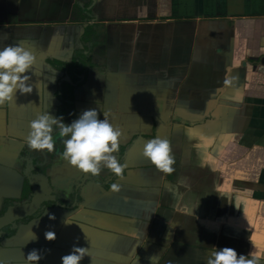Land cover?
Instances as JSON below:
<instances>
[{
    "label": "crops",
    "instance_id": "0c3cea01",
    "mask_svg": "<svg viewBox=\"0 0 264 264\" xmlns=\"http://www.w3.org/2000/svg\"><path fill=\"white\" fill-rule=\"evenodd\" d=\"M13 44L35 62L31 93L0 103L2 264L73 246L80 264H207L222 247L264 264V0H0ZM91 108L120 130L122 178L69 165L55 125L51 150L27 144L37 115ZM157 137L171 172L143 154Z\"/></svg>",
    "mask_w": 264,
    "mask_h": 264
},
{
    "label": "clouds",
    "instance_id": "9594fccd",
    "mask_svg": "<svg viewBox=\"0 0 264 264\" xmlns=\"http://www.w3.org/2000/svg\"><path fill=\"white\" fill-rule=\"evenodd\" d=\"M34 62V55L18 44L0 48V103L11 102L17 91L21 94L31 93L32 85L28 83L29 76L26 72ZM54 125L58 128L60 137L64 138L62 156L69 165L92 176L98 175L103 167L122 178L125 164L120 163L114 155L119 148L120 130L109 120L98 118L95 108L84 110L67 124L62 117H53L47 111L37 115L29 124L28 146L31 149L51 150ZM143 154L158 170L165 173L173 171L174 158L168 141L159 137L149 140L144 145ZM111 190L119 192L120 185L111 184ZM54 238L53 232L45 233L46 240ZM85 255L86 248L73 246L68 254L60 257V261L61 264H80ZM249 256L251 258H246L244 253L238 254L234 248L222 247L209 253L207 264H257L256 257L251 253ZM40 259L41 254L33 249L26 255V264H36Z\"/></svg>",
    "mask_w": 264,
    "mask_h": 264
},
{
    "label": "water",
    "instance_id": "95a60500",
    "mask_svg": "<svg viewBox=\"0 0 264 264\" xmlns=\"http://www.w3.org/2000/svg\"><path fill=\"white\" fill-rule=\"evenodd\" d=\"M37 200H38V198L35 197L33 203L35 204L37 202ZM34 204L31 205L30 207L26 208V210L24 209V210L20 211L19 212L20 213L19 215L25 213L27 211V209L28 210H31V209L35 208ZM14 217H15V211L6 213L2 217H0V228L4 227L5 225H8L12 221V219Z\"/></svg>",
    "mask_w": 264,
    "mask_h": 264
},
{
    "label": "snow or ice",
    "instance_id": "6c2138e0",
    "mask_svg": "<svg viewBox=\"0 0 264 264\" xmlns=\"http://www.w3.org/2000/svg\"><path fill=\"white\" fill-rule=\"evenodd\" d=\"M251 238L254 243H257L258 246L264 248V233H261L259 237L253 235ZM256 255H259V253H256Z\"/></svg>",
    "mask_w": 264,
    "mask_h": 264
},
{
    "label": "trees",
    "instance_id": "16d2710c",
    "mask_svg": "<svg viewBox=\"0 0 264 264\" xmlns=\"http://www.w3.org/2000/svg\"><path fill=\"white\" fill-rule=\"evenodd\" d=\"M26 195H24L23 196V200H25L26 199ZM10 229V226L8 225V226H5V227H3L2 229H0V236L2 235V233H5L6 231H8Z\"/></svg>",
    "mask_w": 264,
    "mask_h": 264
}]
</instances>
